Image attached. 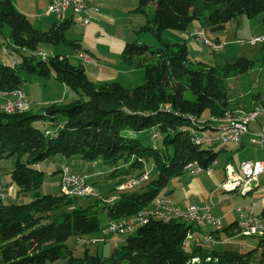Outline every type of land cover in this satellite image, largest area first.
<instances>
[{"label": "trees", "instance_id": "1", "mask_svg": "<svg viewBox=\"0 0 264 264\" xmlns=\"http://www.w3.org/2000/svg\"><path fill=\"white\" fill-rule=\"evenodd\" d=\"M151 4L155 13L140 32L152 33L161 45L155 50L136 41L125 45L121 57L125 66L143 68L145 73V84L128 88L116 81L90 80L84 65H73L64 56L48 60L33 56L45 45L66 43L80 50V44L65 37L72 21H57L48 31H41L16 10L13 0H0V26H9L8 45H13L4 46L0 39V92L23 89L25 72L45 78L53 75L78 95L69 103L48 105L42 114L32 115L30 110L8 114L0 109V160L16 159L10 185L17 190L15 201L0 200V264H56L61 259H67V264H191L197 257L201 264H264V235L256 248L246 252L186 248L183 242L191 227L183 222L151 221L124 238L108 258L88 251L74 256L67 246L71 238L76 241L101 234L107 221L150 209L156 198L168 195L172 180L186 172L188 163L207 168L217 159L214 146H197L191 141L189 116L223 117L227 112H250L258 105L264 109L262 101L252 110L235 111L229 98V81L247 75L255 61L240 58L225 66L195 64L190 62L187 44L161 41L164 31L185 32L195 22L203 29L221 31L239 16L255 19L264 13V0H138L136 10L148 17ZM4 48L20 58L18 66L6 62ZM261 62L264 66V54ZM55 125L60 127L58 136L47 137L43 127ZM126 130H154L161 145L144 146L124 137ZM57 155L87 162L101 159L114 166L109 177L115 182L101 192L106 198L127 180L142 175L145 164L154 169L148 183L121 193L113 204L99 197H70L66 191L42 194L48 174L35 167ZM90 199L94 204L81 205ZM232 227L216 232V238L222 233L231 236ZM208 258L211 261L205 263Z\"/></svg>", "mask_w": 264, "mask_h": 264}, {"label": "rangeland", "instance_id": "2", "mask_svg": "<svg viewBox=\"0 0 264 264\" xmlns=\"http://www.w3.org/2000/svg\"><path fill=\"white\" fill-rule=\"evenodd\" d=\"M13 5L17 11L25 14L33 26L38 30L48 31L56 21L54 16L46 15L47 0H13ZM97 6L100 9L98 12L101 11V14L103 15L100 22L91 21L92 23L86 26L73 24L65 34L68 42H76L77 44H80V50L78 49V46L77 48H74L73 45L66 43L60 45H45L41 48L47 53H52L55 56L61 55L66 57L73 65L86 66L91 64L114 71L112 73H116L117 71L119 73L123 71V69L127 70V66H125L121 59L122 52L127 43L136 41L140 44L148 45L152 50L160 47L161 42L158 37L150 32H140L141 28L147 24V19H150L151 16L154 15L155 5H150L147 8L148 17L137 12L136 8L138 6V0H98ZM263 15L264 13L259 17H263ZM263 27L264 26L258 27V30ZM179 33L180 32L166 30L161 35V41L166 43H183ZM9 35V26L4 25L1 27L0 39L4 46H7L9 43ZM247 40L248 38L245 37L244 39L239 38L234 43L223 44V49L221 48L217 52H214L211 47L206 45H201V48L198 50L188 49L190 62L195 64L204 63L208 66H225L227 64L235 63L240 58H247L256 62L254 69H252L247 75L229 81V98L232 105L235 106V108H233L234 110L243 109V111H245L246 107L256 99L264 101V66L261 62V57L264 54V43L249 44ZM80 54L87 56L90 61L87 62L83 58H80ZM128 70V72H122L119 77L111 81L119 82L124 87L128 88H135L145 84V73L143 68H128ZM87 75L90 80L100 83V81H97L88 72ZM22 78L24 81L23 88L28 96H30V101L28 96L27 100L30 103L29 110L32 115L42 114L44 108L47 107L49 105L48 103L52 100L62 99L61 103H69L78 98V95L72 90V88H67L65 85L64 87L62 86V83L53 81L54 79L51 76L45 78L39 75H29L24 72L22 73ZM64 94H67L66 99ZM2 105L3 100L0 98V109H2ZM59 120L60 122H63V118L60 116ZM58 127L59 126L56 125L49 126L51 130ZM154 132L156 131L148 130L133 132L131 130H126L123 132V136L130 139H136L144 146H160L161 138L154 140ZM223 147L224 146L216 145L214 149L219 151L222 150L221 148ZM225 147L229 150L231 146L228 145ZM224 158L225 153H220L218 157L219 164H221ZM15 161V158H11L12 167L15 166ZM64 164H66L76 175H85L88 177L96 175L89 179L90 183H88L87 186V193L88 195L98 193L97 197H99V199L105 198V196L101 194L102 190L108 189L109 186L115 182V180H112L109 177V174L116 168L112 165L105 164L101 159L87 162L81 160L80 157L77 156L63 158L60 155H57L35 167L37 170L48 174L47 179L41 187L42 194L57 195L60 193L61 178L59 176L60 173L57 171V167L64 166ZM202 176V178H200L201 180H205L207 177L204 176V174ZM7 177L10 179L9 175H7ZM150 179L151 178L148 179V182ZM177 181H180V184H177ZM191 181L192 177L187 172H184V174L178 177L169 188L174 189V192H176L178 189L182 190L183 186L187 188L189 186L187 184ZM92 187L95 189L94 192ZM262 197H264V193L262 194ZM222 198L229 199L230 201V207L223 210L224 214L226 211H230L227 217L223 218V227L229 225V223L235 219L236 215L232 212L233 210H236L238 207L251 206L253 204L252 196L250 195L248 197H243L237 193L223 192ZM13 201L15 200L4 202ZM94 202V199L83 200L81 201V205L86 206L94 204ZM214 202H217V200ZM256 206L255 213L257 216H261L263 205L258 202ZM262 218L264 223V216ZM109 222L110 221H107L106 223ZM107 226L108 224L106 227ZM231 234V236L225 235L226 238L224 237V239H228V241L217 239L218 244L214 248L220 251L235 250L246 252L256 248L260 241L259 237H248L237 232L236 234L235 232H231ZM123 241V238L113 236L111 241L99 244L98 246H77L75 238H71L67 241V246L73 250L74 256H84L86 251H88L92 256L98 254L100 257L108 258L116 247L123 244ZM204 245L207 247H213L210 244ZM243 246H246V249H244ZM56 264H67V259H61Z\"/></svg>", "mask_w": 264, "mask_h": 264}, {"label": "built area", "instance_id": "3", "mask_svg": "<svg viewBox=\"0 0 264 264\" xmlns=\"http://www.w3.org/2000/svg\"><path fill=\"white\" fill-rule=\"evenodd\" d=\"M99 8L96 6L89 7L87 0H48L47 16H54L58 22L66 20L72 21L74 25L86 26L91 21L90 12L97 13ZM197 39L204 45L211 47L214 52L219 51L222 47L217 45L216 41L210 39L206 32L202 31L196 35ZM252 43H264V35L258 37H252L247 41ZM10 43V42H9ZM10 46H13L10 44ZM25 50V49H21ZM6 62H10L15 65H19L21 60L10 61V54H4ZM39 56V59H50L54 57L52 53L45 52L44 55ZM85 55H79L80 58ZM0 98L3 100L2 110L5 113H22L24 111V103H29L25 91L21 88V93H16L15 99H6V92H0ZM192 122V125H202V134H188L191 141L197 146H228L231 144H239L244 137L249 134V127L252 123L256 122L260 117L259 113H252L248 117L246 122L233 123L232 125H220L212 122V120H206V122H195L193 116L188 117ZM59 129L55 128L51 130L49 127H43V131L47 137L56 138L59 134ZM153 138L158 139V133L154 132ZM249 143L252 146L259 147L264 151V129L258 133L252 134ZM217 165V161H213L207 168L203 167L198 162H190L186 165V172L193 176H199L202 174L211 175L214 171V167ZM154 165L149 166L145 164V171L142 175L129 179L117 188V193L109 196L108 198L101 199L106 204H113L119 199L121 193L131 192L141 188V183L145 178H151ZM226 178L220 185V189L225 192V183H237L239 184V191L237 194L245 197L246 186H256L260 176L264 174V161H244L237 168L231 164H228L225 168ZM61 186L60 191H67V188H74V191L82 186L90 183V177L85 175L73 174L67 166L62 167L60 170ZM98 193L93 195L81 196L80 199L95 198ZM6 195H0V200L5 201ZM238 214L237 220L233 224L232 228L248 227V237H256L264 235V223L261 217H257L252 210L245 208H237ZM151 221H158L162 223L183 222L191 229L187 232L184 245L187 244V237L190 234H195V228H203V235L201 238H209L212 245V240L216 237V232H205L208 227H212L216 230H220L222 227V219L216 217L212 212V205L206 203L202 206H188L182 208L174 203L170 195H162L156 198L152 204V211H146L142 214L139 220H130L128 222L116 223L111 226V231L106 234H97V241H91V243H80V237L76 239L77 246H89L106 243L111 241L113 236L119 238H126L135 235L140 229L148 225ZM246 249V246H243Z\"/></svg>", "mask_w": 264, "mask_h": 264}, {"label": "crops", "instance_id": "4", "mask_svg": "<svg viewBox=\"0 0 264 264\" xmlns=\"http://www.w3.org/2000/svg\"><path fill=\"white\" fill-rule=\"evenodd\" d=\"M87 1H88L89 7H92V6L98 7L97 6L98 0H87ZM47 5H48V0H47ZM151 6H154V4H151ZM89 14L92 17L91 21L100 22V20L103 18L101 11L98 13L90 12ZM91 21L88 25L92 23ZM55 22H57V20ZM263 24H264V15L263 17L258 16L255 19H248L245 16H240L234 19L233 21H231L229 24H227V26L221 31H210L209 29H203L198 23L195 22L187 29V31L180 32L179 36L182 38V42L187 44L188 49L198 50L201 48L200 46L204 44H202L197 39L196 35L204 31L206 32V35L210 39L215 40L217 45L221 46L223 49V44L234 43L239 38L244 39L246 37L248 38V40H250L252 37H258V36L264 35V27L258 30V27L264 26ZM84 67L86 69V72L91 74L97 81H100V83L116 79L117 77L120 76L122 72L126 73L129 71L128 67H126L127 70L123 69V71L119 73L118 71L116 73H112L114 71L109 70L104 67L100 68L99 66H95L91 64L86 65ZM52 78L54 79L53 81H55V78L53 75H52ZM62 86H64V84H62ZM26 96H28L27 93H26ZM64 96L66 99L67 94H64ZM28 99L30 101V96H28ZM61 100L62 99L52 100L50 101V103L48 102L46 103H48L49 105L53 103H61ZM261 101L262 100L260 99L254 100L248 107H246L245 110L248 111V110L254 109L257 104H260V103L262 104ZM233 108H235V106H233ZM235 111H238V110H235ZM262 129H264V115L260 116V118L256 122L250 125L249 134L244 137L241 143L229 145L233 149L230 147V149L228 150L225 146L221 148L222 150H219V151H216L214 149L215 152L219 153L218 157L220 153L222 152L225 153V158L222 160L221 164H219L218 157H217L216 159L217 165L214 167L213 173L211 175L204 174V176H207L205 180L200 179L203 177L202 176L203 174L196 176V178H193V176L190 175L192 177V181L187 184L189 185L187 188L183 186L182 190L178 189L176 192H174L175 191L174 189L168 188L167 190L168 195H170L174 203L182 208H186L192 205L202 206L206 203H210L212 205L213 214L216 217L221 218L223 222V218L227 217V215L230 213V211H226L225 214L223 213L224 209H227L228 207H230V201L229 199L222 198L223 192L220 190V185L225 181V178H226L225 168L228 164H231L237 168L244 161H264V151L261 150L259 147L252 146L249 143V140L252 134L258 133ZM215 146L216 145H214V147ZM64 166H67V165L64 164ZM64 166L63 165L58 166L57 171L59 172ZM13 168L14 167L11 166V159L0 160V195L7 196L5 201H11V200L17 199V190L13 185H10V179L7 177V175H9L10 177V173L12 172ZM95 176H91L90 178H93ZM176 179H178V177L172 180L169 187L172 186V184L175 182ZM176 183L180 184V181H177ZM92 190L93 192L95 191L93 187H92ZM61 192L62 191H60V193ZM263 193H264V174L260 176L259 180L256 183V186H254L253 191L249 193L247 196H245V197H248L249 195L252 196L253 204L251 206L238 207V208H245V209L252 210L254 214L256 215L255 209L257 208L256 206L257 203L259 202L260 204L263 205L262 214L264 216V199H263L264 197H262ZM23 199L26 202L28 201V198L26 197H24ZM215 200H217V202H214ZM232 212L235 213L236 217L234 220L231 221V223H229V225L224 226V227L222 226L220 230H216L212 227H208L205 230V232H218V231L223 232L225 228L232 226L238 217L236 210H233ZM262 214L261 216H257V215L256 216L262 218L263 217ZM200 235H202V233L199 230H195V234H192L190 238L189 247L202 246L205 248H209L204 245L203 239L200 237ZM220 236H221L220 238L221 241L223 240L228 241V239H224V237L226 238V236L223 233Z\"/></svg>", "mask_w": 264, "mask_h": 264}, {"label": "bare ground", "instance_id": "5", "mask_svg": "<svg viewBox=\"0 0 264 264\" xmlns=\"http://www.w3.org/2000/svg\"><path fill=\"white\" fill-rule=\"evenodd\" d=\"M9 47H12V46H9ZM3 50H4V54H10V51L8 48H4ZM22 51L25 53H28L26 50H22ZM45 52L46 51L43 50V48H39L38 50H35L34 55H44ZM13 54H10V61L20 60V58L18 56H16V54L15 55H13ZM36 57L39 58V56H36ZM82 58L87 62L90 61V59L87 56H82ZM43 60H48V59H43ZM8 63L12 67L18 66V65L12 64L10 62H8ZM16 93H21V89L6 92V99H15ZM29 108H30V103H24V111H28ZM252 113H259V117H260V116L264 115V109H263V107L258 105L254 110H252L250 112L238 111L235 114L227 112V113H225V115L223 117H210V118H199V119L194 117V119H195V122H206V120H212V122L218 123L220 125H232L233 123L246 122L248 120V117L251 116ZM187 131H189L190 134H202V125H193V127L188 128ZM148 179L149 178H145V180L141 183V187H143L148 182ZM253 189H254V186H246V194L251 193L253 191ZM87 190H88L87 185H85V186H82L81 188L77 189V191H74V188H67L66 192L68 193V195L70 197H81V196H87L88 195ZM225 191H227L229 193H238L239 184H237V183H225ZM146 211H152V207L150 209L142 210L139 213L132 215L130 217L110 221L108 223V226L105 227L104 229H102L101 234H106V233L110 232L111 226L116 224V223L128 222L130 220H139L142 217V214ZM195 230H199L203 235V228H195ZM233 232H235V234L237 232V233L243 234L244 236H248V227L233 228ZM191 236H192V234H190L189 237H187V244L188 245H184L186 248L189 247V242H190ZM256 237H261V236H256ZM202 239H203L204 244H210L211 245L209 238H202ZM91 241H97V236H94V237L92 236L90 238H80V243H91ZM217 244H218V240L216 237H214L212 240V246L215 247ZM205 260H206V262H210L211 258H208ZM190 263L191 264H200V263H202V261L200 258L197 257V258L192 259Z\"/></svg>", "mask_w": 264, "mask_h": 264}]
</instances>
